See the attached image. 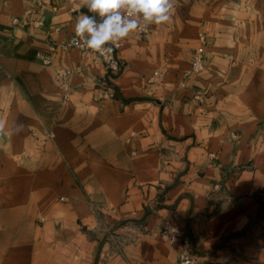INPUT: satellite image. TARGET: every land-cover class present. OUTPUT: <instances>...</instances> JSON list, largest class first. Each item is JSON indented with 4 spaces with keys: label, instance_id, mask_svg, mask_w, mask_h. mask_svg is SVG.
I'll return each instance as SVG.
<instances>
[{
    "label": "crops",
    "instance_id": "0c3cea01",
    "mask_svg": "<svg viewBox=\"0 0 264 264\" xmlns=\"http://www.w3.org/2000/svg\"><path fill=\"white\" fill-rule=\"evenodd\" d=\"M81 12L0 0V264H172L164 221L201 264H264V0H175L116 74L57 46Z\"/></svg>",
    "mask_w": 264,
    "mask_h": 264
},
{
    "label": "clouds",
    "instance_id": "9594fccd",
    "mask_svg": "<svg viewBox=\"0 0 264 264\" xmlns=\"http://www.w3.org/2000/svg\"><path fill=\"white\" fill-rule=\"evenodd\" d=\"M69 3L92 14L81 12L77 17L71 43L98 53L116 71L114 47H119L132 32L168 23L175 0H69Z\"/></svg>",
    "mask_w": 264,
    "mask_h": 264
},
{
    "label": "built area",
    "instance_id": "2783aa9c",
    "mask_svg": "<svg viewBox=\"0 0 264 264\" xmlns=\"http://www.w3.org/2000/svg\"><path fill=\"white\" fill-rule=\"evenodd\" d=\"M148 32V29L143 32H135L138 35H145ZM75 35V34H74ZM74 35L69 37L66 41L57 45L62 50L68 49H77L82 52L89 53L93 59H97L102 62L110 74H116L122 68V61L116 56V54L112 53V56L115 60V63L118 66V70L113 71L109 62L105 61L103 57H100L98 53L93 52L90 49L85 48H78L71 43ZM198 39L200 45L192 52L190 63L188 68L183 72V77L187 78L192 75H198L201 70L203 69V58H204V45H205V38L204 35L199 34ZM118 47H114L117 49ZM45 62L46 59L43 58ZM72 71L69 69H57L55 71V80L57 84L63 88L64 92L67 93V83ZM195 98H198L196 95ZM160 236L167 242L172 245H176L178 247V254L176 260L172 264H201L200 257L192 252L190 248V240L185 233L172 226L169 221H164L162 227L160 229Z\"/></svg>",
    "mask_w": 264,
    "mask_h": 264
},
{
    "label": "water",
    "instance_id": "95a60500",
    "mask_svg": "<svg viewBox=\"0 0 264 264\" xmlns=\"http://www.w3.org/2000/svg\"><path fill=\"white\" fill-rule=\"evenodd\" d=\"M215 264H227V263H220V262H216Z\"/></svg>",
    "mask_w": 264,
    "mask_h": 264
}]
</instances>
